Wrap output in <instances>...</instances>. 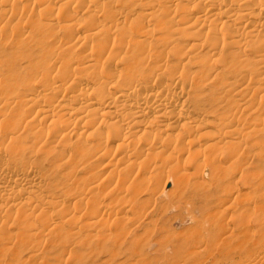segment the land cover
Returning <instances> with one entry per match:
<instances>
[{"label": "bare ground", "instance_id": "obj_1", "mask_svg": "<svg viewBox=\"0 0 264 264\" xmlns=\"http://www.w3.org/2000/svg\"><path fill=\"white\" fill-rule=\"evenodd\" d=\"M205 128L200 178L234 200L225 162L264 172V0H0V264H114L150 197L195 191L182 166ZM249 145L262 149L251 159ZM215 197L198 217L232 210ZM249 207L243 236L250 214L264 217ZM210 221L223 245L231 231ZM260 234L243 258L264 256ZM128 247L129 264L152 248Z\"/></svg>", "mask_w": 264, "mask_h": 264}, {"label": "rangeland", "instance_id": "obj_2", "mask_svg": "<svg viewBox=\"0 0 264 264\" xmlns=\"http://www.w3.org/2000/svg\"><path fill=\"white\" fill-rule=\"evenodd\" d=\"M209 122H212V120H209ZM214 134V131L209 128L201 130L198 133V135L200 136V141L197 142V146L192 151V158L187 161L184 166H182L184 169L183 175L185 180L195 188V191L193 193H187L184 196L180 193V197L177 196L178 194L172 193V197L177 196V198H171L170 194V196L168 195L170 199L167 197L169 202H166L167 198L165 197V195L164 197L157 199L156 197H150L148 193H144L145 195L141 194L142 198L150 197V200L152 199V201H155H151L152 206L150 208L146 209L144 212H142V210L139 212L140 217L137 220L139 227L136 229L133 228L134 231L132 229L128 230L127 233L129 235L126 236L127 245L123 248L122 252H119V258L116 259L114 264H129L130 251L128 246L129 244L131 245L132 240L134 241V239L137 238L148 242L149 246H152L150 250H148L149 247L146 248L147 250H144V252H146V256L145 258H140L141 264H230L229 260H226L224 263H220V260L221 257L232 254H236L235 264H247L252 260H255L253 263L264 264V256L258 257L256 256V254H252L249 255L248 257L250 258L247 259L242 257L243 248L252 240L251 237L255 234H260L259 231L261 230L259 229V225L264 224V222L262 221L264 219H262V214L260 215L257 212L261 213V211L250 214L249 217L242 223L246 224V230L249 234L243 236L240 235V232H238L239 227L241 226L238 225L239 211L244 207L248 208V206H250L249 208L251 210V208L256 205L261 206L262 204H264V172L261 171L260 168H258V161H254L252 163L249 162V164L246 162H239L233 166V162H225L224 167H226L227 171L231 169L230 173L228 172V174H231L232 172L235 173L234 176L237 175L234 179H231L225 185L228 188V194H226V196L232 193L237 196V198L225 202L223 200L225 196L222 195L220 191H218V188L216 189V183H214L215 181H213L212 177L209 174L205 173L206 176H204V178H200L201 170L198 168V157L200 158L201 155H204L205 153L204 147L202 146L210 141L213 138L212 135ZM252 148L253 147L251 145V149ZM251 149L250 145L248 146L247 150L245 149L246 156H250V159L251 156L255 154V152L252 153L253 151L257 150L256 152L258 153L262 150L260 149V147H258V149L257 147L253 148V151H251ZM105 177L106 175H103V178L101 176L102 179H105ZM164 183L165 181H163L161 184V190L164 188ZM199 183H204L205 185L203 184V186ZM200 185L203 187H201ZM205 186L207 189L204 188ZM215 193V202L211 205V208L218 211H221L225 208H230L232 210L223 215L224 217L222 216L217 218L215 216L216 213L214 214L215 211L206 212V214H204L203 216L198 217L197 215L199 214V209L202 205L200 202L201 199L204 197V195L207 196V194ZM101 195V198H104V196L105 198L107 197L105 193H102ZM158 195L160 194H157V196ZM112 196H114L115 199ZM111 197L114 199L115 203L120 202V204L127 206L125 200L122 199L120 195H111ZM108 199L109 197H107V200ZM186 200L191 203L194 202L192 208L189 209V207L186 206ZM171 202H173V204H171ZM194 216H197L196 220ZM130 218H132V215ZM206 219L211 220L210 224H212V221L215 222L213 224H216L217 221L223 230L224 228H229V230L231 231L232 235L224 240L226 242H224L223 245L219 244V241L223 239L222 237L219 238L218 242L213 243L211 241L209 226L207 225V223H205ZM262 234L264 235V233L261 231L260 235ZM168 235L172 238L170 239L169 237H167ZM168 238L171 240V242H169L170 240ZM165 239L167 243L164 242ZM43 245V243H39L38 249H42ZM197 248L201 249L202 252L196 255L193 253V251H195ZM248 248L251 247H247V249ZM175 252L180 256V261L169 262L166 261V259L162 255V253L164 255H166V253H170L171 255L173 253L175 254ZM237 254H240V256H238ZM58 256H56V258ZM61 259L62 262H64L66 258L62 257ZM40 261L41 258H37L30 263L39 264ZM133 263H135L134 260L132 264ZM47 264H56V261H54V263L49 261V263L47 262Z\"/></svg>", "mask_w": 264, "mask_h": 264}]
</instances>
